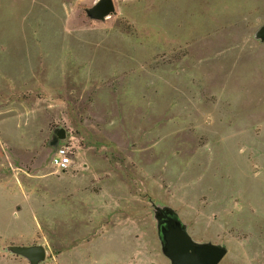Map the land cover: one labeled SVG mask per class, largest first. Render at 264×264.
<instances>
[{"label": "rangeland", "instance_id": "374dc122", "mask_svg": "<svg viewBox=\"0 0 264 264\" xmlns=\"http://www.w3.org/2000/svg\"><path fill=\"white\" fill-rule=\"evenodd\" d=\"M98 2L0 0V180L32 199L39 264H171L163 211L219 264H264V0ZM22 230L0 264H30Z\"/></svg>", "mask_w": 264, "mask_h": 264}, {"label": "water", "instance_id": "95a60500", "mask_svg": "<svg viewBox=\"0 0 264 264\" xmlns=\"http://www.w3.org/2000/svg\"><path fill=\"white\" fill-rule=\"evenodd\" d=\"M115 11L112 0H99L89 10V14L98 20L105 19ZM257 36L264 40V26L260 28ZM57 137L62 139L64 132L58 131ZM159 236L162 242L164 255L171 264H219L226 255V249L217 245H199L192 241L180 220L175 214L165 211L159 218ZM10 250L18 256L27 259L30 264H38L44 261L46 251L43 246L10 247Z\"/></svg>", "mask_w": 264, "mask_h": 264}, {"label": "crops", "instance_id": "0c3cea01", "mask_svg": "<svg viewBox=\"0 0 264 264\" xmlns=\"http://www.w3.org/2000/svg\"><path fill=\"white\" fill-rule=\"evenodd\" d=\"M0 147H2L1 143ZM0 194L2 195L3 200L0 204V209L3 208L1 210H4V208H6L3 213V218H0V231H3L5 229H12V232L18 231L19 233V230H21L22 228V231L28 229L27 236H23L22 238L20 235L10 236L9 234H5L10 239L16 238V241L14 243L15 245H12L10 247L35 246L32 245V243H28L26 239L28 238V240H32L33 238H35L36 232L39 228L36 208L32 205V199L30 195L27 194L26 189L19 180V176L16 175L14 171L6 178L0 180ZM21 208L25 209L27 212V215H25V217H23L19 213V210ZM24 225L27 226L24 228Z\"/></svg>", "mask_w": 264, "mask_h": 264}, {"label": "built area", "instance_id": "2783aa9c", "mask_svg": "<svg viewBox=\"0 0 264 264\" xmlns=\"http://www.w3.org/2000/svg\"><path fill=\"white\" fill-rule=\"evenodd\" d=\"M72 153L70 146H59L51 157L50 166L57 171H67L73 165Z\"/></svg>", "mask_w": 264, "mask_h": 264}]
</instances>
